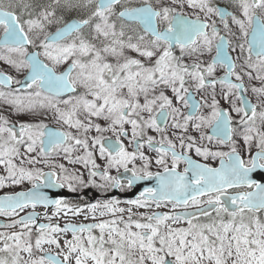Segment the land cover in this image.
<instances>
[{"label": "snow or ice", "instance_id": "6c2138e0", "mask_svg": "<svg viewBox=\"0 0 264 264\" xmlns=\"http://www.w3.org/2000/svg\"><path fill=\"white\" fill-rule=\"evenodd\" d=\"M9 187L0 264H264V0H0Z\"/></svg>", "mask_w": 264, "mask_h": 264}, {"label": "water", "instance_id": "95a60500", "mask_svg": "<svg viewBox=\"0 0 264 264\" xmlns=\"http://www.w3.org/2000/svg\"><path fill=\"white\" fill-rule=\"evenodd\" d=\"M151 184H154V181L141 182L139 185L134 186V191L130 195H127V196H129V197L135 196L140 190H142L143 186H149ZM42 190L47 192L50 196L55 194V193H63L66 196L65 191L61 190V189H42Z\"/></svg>", "mask_w": 264, "mask_h": 264}, {"label": "rangeland", "instance_id": "374dc122", "mask_svg": "<svg viewBox=\"0 0 264 264\" xmlns=\"http://www.w3.org/2000/svg\"><path fill=\"white\" fill-rule=\"evenodd\" d=\"M61 162H64V161H61ZM65 163H66V162H65ZM77 167H79V166H77ZM45 170H46V169H45ZM27 186H30V185L26 184V185H25V188H26ZM14 189H17V188H13V187H9V188H0V193L16 191V190H14ZM12 190H13V191H12ZM17 190H18V189H17ZM122 206H123V205H122ZM0 219L5 220L6 218H4V217H0Z\"/></svg>", "mask_w": 264, "mask_h": 264}, {"label": "flooded vegetation", "instance_id": "af4514ba", "mask_svg": "<svg viewBox=\"0 0 264 264\" xmlns=\"http://www.w3.org/2000/svg\"><path fill=\"white\" fill-rule=\"evenodd\" d=\"M98 163H101L100 161H98ZM182 167V166H181ZM120 191V190H119ZM128 190H125V191H120V192H127ZM94 192H96V193H98L97 192V190L96 189H90L89 191H88V195L90 196V195H92ZM99 194V193H98ZM78 198V197H77ZM77 198H75V199H70V201L71 202H75L76 200H77ZM119 199V198H118ZM164 210H166V209H164ZM22 215H23V213H22ZM4 221H0V223H3Z\"/></svg>", "mask_w": 264, "mask_h": 264}]
</instances>
